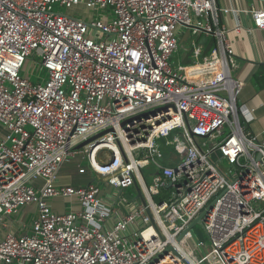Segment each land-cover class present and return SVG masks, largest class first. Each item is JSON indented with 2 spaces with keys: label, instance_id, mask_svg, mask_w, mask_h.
<instances>
[{
  "label": "built area",
  "instance_id": "1",
  "mask_svg": "<svg viewBox=\"0 0 264 264\" xmlns=\"http://www.w3.org/2000/svg\"><path fill=\"white\" fill-rule=\"evenodd\" d=\"M230 11L241 10L217 0H0V264H150L161 253L155 264H264V140L241 116L244 83L220 25ZM245 11L264 29L263 8ZM179 27L216 40L209 50L193 41L194 62L176 67ZM30 56L48 70L44 82L22 73ZM78 154L92 180L58 184ZM58 196L80 209L56 211ZM32 204L29 231L17 233L16 215ZM205 210L207 238L191 237Z\"/></svg>",
  "mask_w": 264,
  "mask_h": 264
},
{
  "label": "crops",
  "instance_id": "2",
  "mask_svg": "<svg viewBox=\"0 0 264 264\" xmlns=\"http://www.w3.org/2000/svg\"><path fill=\"white\" fill-rule=\"evenodd\" d=\"M218 4L223 8L239 9V11H230L222 13L220 16V25L227 28L228 38L231 41L238 61V67L234 70V75L242 80L244 85L238 96V104L241 111V116L248 128L264 140V29L254 27L251 15L245 11L252 7L264 9V0H217ZM68 13H76V9H68ZM241 25V30L238 32L235 28ZM251 28V30H249ZM183 30L181 27L178 30ZM203 34V33H202ZM199 35V36H202ZM205 35V34H203ZM216 38L208 37L207 47L205 50L211 49ZM188 58V56H187ZM4 134V133H2ZM82 155H77L69 161H66L60 168L57 176L58 184H66L72 186H83L92 180L91 171L87 170L84 173L79 172ZM77 160V166L72 174L63 172L67 169L70 162ZM88 168L87 166H85ZM37 178L34 180V185L40 187L43 181ZM124 193H135V189L131 188L124 190ZM130 196V195H129ZM50 205L58 212L67 210H78L80 205L77 197H53L49 199ZM125 205H121L116 211H111V218H107L104 227H110L112 220L121 212L127 211ZM37 207L35 204L28 205L20 210L16 215L15 222L12 228L17 233H26L29 231V223L26 222L30 212L36 213ZM32 222V221H31Z\"/></svg>",
  "mask_w": 264,
  "mask_h": 264
},
{
  "label": "rangeland",
  "instance_id": "3",
  "mask_svg": "<svg viewBox=\"0 0 264 264\" xmlns=\"http://www.w3.org/2000/svg\"><path fill=\"white\" fill-rule=\"evenodd\" d=\"M54 9L63 11V12H68L67 8L60 7L58 4L54 6ZM102 14H103V10L98 11V13H95L94 16L100 17ZM77 15L81 17H85L86 13H78ZM181 28L183 30L179 29L177 32V37L179 41L178 50L175 52L173 56L174 66L176 67H178L179 65L193 63L194 58L191 57V52H190L192 50V47L194 46L193 41L195 42L196 45L198 44V45H203L207 47L206 43L208 42L207 40L209 37L203 34L202 36L194 35L192 30L188 27H181ZM187 53H189L188 58H187ZM200 60H202V57L200 58ZM39 62H40L39 56H30L22 70V73L28 77H31V79L35 82L39 80L41 82H44L48 78V70L44 66H42ZM228 131H229V128L227 127V132ZM2 133H4V130L0 127V135ZM172 156L173 157L175 156L174 159L179 161L178 159L179 156L174 155V154ZM219 157H220L219 155L214 156L215 159H218ZM81 165L87 166L88 165L87 159H84V160L81 159ZM76 166H77V160L70 162L69 166H67V169L66 170L64 169L63 172H68L69 174H72ZM221 166L226 171H229V169L231 168V165H229L226 161H223V163H221ZM152 170H153L152 166H148L143 169L147 177H148V174H150L149 172H151ZM147 179H148V182H151V179H149V177ZM40 180L43 181L42 178H40L38 183H40ZM126 194L128 196L130 195L129 193H126ZM34 216H35V213L30 212L28 218L26 219V222L30 224ZM190 233H191V237H195L199 239L207 238L204 234L203 227L200 223H198Z\"/></svg>",
  "mask_w": 264,
  "mask_h": 264
},
{
  "label": "water",
  "instance_id": "4",
  "mask_svg": "<svg viewBox=\"0 0 264 264\" xmlns=\"http://www.w3.org/2000/svg\"><path fill=\"white\" fill-rule=\"evenodd\" d=\"M106 131H104V132H102L101 134H103V133H105ZM98 135H96V136H94V137H92V138H90V139H88V140H86V141H84V142H82L81 144H79L78 146H77V148H82L83 146H85V145H87L91 140H93L94 138H96ZM135 185H136V187H137V189H138V191H139V194H138V196L140 197V198H142L143 199V196H142V194H141V192H140V188H139V185H138V182H136L135 183ZM211 206L212 205H210L209 206V208L207 209V210H209L210 208H211ZM207 210H205L191 225H190V227H189V229H188V231H186V233L187 232H189V231H191L198 223H201V221H202V217H203V215L207 212ZM171 248L169 247L168 249H167V251L168 250H170ZM166 252V251H165ZM163 255H164V253H161L159 256H156L152 261H151V263L150 264H155L156 262H158V260H159V258H161V257H163Z\"/></svg>",
  "mask_w": 264,
  "mask_h": 264
}]
</instances>
